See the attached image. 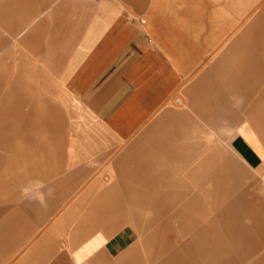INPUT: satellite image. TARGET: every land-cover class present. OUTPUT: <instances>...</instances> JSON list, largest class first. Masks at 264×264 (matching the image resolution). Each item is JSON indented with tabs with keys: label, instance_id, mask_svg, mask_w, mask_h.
Masks as SVG:
<instances>
[{
	"label": "crops",
	"instance_id": "obj_1",
	"mask_svg": "<svg viewBox=\"0 0 264 264\" xmlns=\"http://www.w3.org/2000/svg\"><path fill=\"white\" fill-rule=\"evenodd\" d=\"M130 2L0 0V190L39 159L46 180L0 205V264H264L238 249L264 239V0H155L151 26Z\"/></svg>",
	"mask_w": 264,
	"mask_h": 264
},
{
	"label": "rangeland",
	"instance_id": "obj_2",
	"mask_svg": "<svg viewBox=\"0 0 264 264\" xmlns=\"http://www.w3.org/2000/svg\"><path fill=\"white\" fill-rule=\"evenodd\" d=\"M120 1H122V0H120ZM154 1L155 0H146V2L139 4V1L132 0V2H130V9H131V12H133L132 16L135 19H139L140 22L143 23V25H145V26H151V25L156 24L159 17L157 16V14H155L153 12L152 7L154 4ZM134 6H138V8H140L139 9L140 13H136L137 11H133L136 9V8H134ZM143 21H145V22H143ZM218 45H220V44L218 43ZM216 46L217 45H215V46L211 45V46H209V49L207 48L208 51L205 50L207 52H205V55L203 56V58L199 59L198 63L195 65L196 67L193 71V75L188 78V80L190 82L196 81L197 78L199 77V75L201 74V72L213 64L214 54H215L214 52H215ZM178 99H181V96H179ZM60 103L65 108L68 106V108L64 111L66 128L67 129L72 128L73 126H71V124H72V122L74 123V121H75L74 117H81L85 113L80 107H78V105L76 104V101L71 96L69 99L66 98V100L64 102L60 101ZM57 119H58V117H55L54 121ZM238 127H239V125H237V124L226 126L224 128V131L229 136V138L232 139L233 137H235V135H237L236 131H237ZM260 130L262 132L264 131L263 125H261ZM261 137H264V136L261 135ZM50 145H52V143ZM190 155H191V152L187 151L186 156L182 159L189 160ZM26 164H27V166H25L21 169H17L15 171V173L7 176V178L5 180L7 182H5L4 187L0 190V205H9L11 203L14 204L18 200L20 201L21 199H27V197H29V198L32 197L33 194L35 192H37V189L41 186V184L46 181V180L42 181V179H40L41 175L37 174V173H40V171H42L41 170V165H43L42 159L38 160L37 165L39 167H37L36 164H34V166H32L31 163L26 162ZM33 167L37 168L38 172L31 174V171H33ZM250 171L253 172V174L255 175L254 176L255 180L252 183H256V182L264 183V159L262 156H261V161H260L259 165H257L254 169H251ZM17 174H19L18 179H16ZM48 179H49V176L47 177V180ZM254 191L255 190H251L250 188H248L245 190V194L251 193ZM252 196L256 197V195L255 196L252 195ZM206 207H208V206L206 205ZM145 210H146L145 222H142V227H144V230H142V236H141V241H140L141 243L139 245L140 249H147V247L153 246L154 241L157 238L155 235V232L153 231V229L155 227V223L153 221V219H154L153 218L154 217L153 209L146 206ZM205 210L209 211V207ZM242 217H244V213H242V215H241V213L238 214L236 219H235V222L233 221L234 222L233 228L237 231V233L241 232V230L237 227V225L240 226L242 224V225H245L246 227H249V225L251 224L249 217H247L246 219H242ZM130 224L135 228H137V226H138L137 222L134 221V216H133L132 210H131ZM247 235L249 238V242L247 243L248 245L240 246L238 249H261L262 247H264V246H262V242L264 241V239L257 238L256 236H254L253 232H247ZM133 249H138V243L135 246H133ZM166 256H168V254L166 252L164 254V252H163L162 257L164 258ZM156 261H157L156 258L152 259L150 257H147L146 264H156L155 263ZM158 261H157V263H158ZM183 264H185V262Z\"/></svg>",
	"mask_w": 264,
	"mask_h": 264
},
{
	"label": "built area",
	"instance_id": "obj_3",
	"mask_svg": "<svg viewBox=\"0 0 264 264\" xmlns=\"http://www.w3.org/2000/svg\"><path fill=\"white\" fill-rule=\"evenodd\" d=\"M143 22H145V21H143Z\"/></svg>",
	"mask_w": 264,
	"mask_h": 264
}]
</instances>
